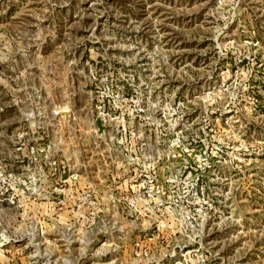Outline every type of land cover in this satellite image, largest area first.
I'll return each mask as SVG.
<instances>
[{
    "label": "rangeland",
    "instance_id": "obj_1",
    "mask_svg": "<svg viewBox=\"0 0 264 264\" xmlns=\"http://www.w3.org/2000/svg\"><path fill=\"white\" fill-rule=\"evenodd\" d=\"M0 264H264V0H0Z\"/></svg>",
    "mask_w": 264,
    "mask_h": 264
},
{
    "label": "water",
    "instance_id": "obj_2",
    "mask_svg": "<svg viewBox=\"0 0 264 264\" xmlns=\"http://www.w3.org/2000/svg\"><path fill=\"white\" fill-rule=\"evenodd\" d=\"M66 116H68V119H69V121H70L71 113H67ZM60 117H61V116L59 115V118H60ZM68 124H69V122L67 123V125H68ZM67 125H62V129H63V130L66 129ZM96 125H97V128H98V134H99L100 136L103 135V133H104L105 130H106V126H105V124H104L103 119L98 118V119L96 120Z\"/></svg>",
    "mask_w": 264,
    "mask_h": 264
},
{
    "label": "built area",
    "instance_id": "obj_3",
    "mask_svg": "<svg viewBox=\"0 0 264 264\" xmlns=\"http://www.w3.org/2000/svg\"><path fill=\"white\" fill-rule=\"evenodd\" d=\"M104 121V124H105V120H103Z\"/></svg>",
    "mask_w": 264,
    "mask_h": 264
}]
</instances>
